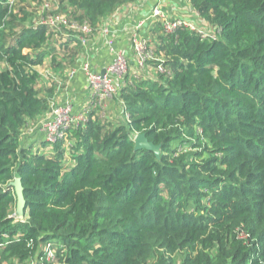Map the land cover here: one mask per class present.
Returning <instances> with one entry per match:
<instances>
[{"label": "trees", "instance_id": "obj_1", "mask_svg": "<svg viewBox=\"0 0 264 264\" xmlns=\"http://www.w3.org/2000/svg\"><path fill=\"white\" fill-rule=\"evenodd\" d=\"M138 1L0 0V264H264V0H185L192 15L172 19L194 30L155 17L149 74H127L52 152L22 144L67 78L38 67L79 63L69 24L91 38ZM140 132L158 157L134 150Z\"/></svg>", "mask_w": 264, "mask_h": 264}, {"label": "built area", "instance_id": "obj_2", "mask_svg": "<svg viewBox=\"0 0 264 264\" xmlns=\"http://www.w3.org/2000/svg\"><path fill=\"white\" fill-rule=\"evenodd\" d=\"M138 5H141L140 0L136 4L127 5L124 9L127 10V12H132L135 6ZM46 6H48L47 3L44 4V7ZM155 17H158L162 21L165 31L167 32L173 31V29L181 23H184L193 30L196 29L195 24L190 20L169 18L167 12L162 9L160 2L156 3L151 9V20L155 19ZM41 21L50 25H56L60 22L67 24V20L63 15L49 14L42 17ZM110 22L111 19L102 23L99 31H96L105 38L111 57L110 62L101 69L103 73L101 70L93 69L90 64L91 59L90 56H88V49L90 47H87L91 39L89 37L87 38V35L91 33L90 28L87 25L77 26L76 24H69L70 27L79 29L82 32L79 38L83 49L78 62L84 55H86L87 58L86 60H81L79 68H70L67 72V76L70 79L75 75L78 69L83 71L86 78L89 102L86 106H83L81 110L77 111H74L73 105L69 102L51 105L47 117L40 124V131L43 132L44 140L50 143L51 148L52 143L66 138V132L69 127L77 125L80 121L85 120L86 113L92 110L95 105H105L108 98L116 95L119 91V86L125 84V76L127 74L137 78L139 76L138 72L149 74L151 70V67L149 68L147 64V60L154 59V53L151 43H149L150 39L145 37L142 21H137L130 26L129 40L132 47L133 58H130L129 55L124 53L121 49L115 47L116 34L114 32H116V30L110 29ZM96 32H93L92 35ZM198 32L203 36L200 29ZM129 63H133L135 67H131ZM158 70L163 71L161 65H158ZM49 245L48 243L46 247L47 258L53 256L52 251L48 250Z\"/></svg>", "mask_w": 264, "mask_h": 264}, {"label": "crops", "instance_id": "obj_3", "mask_svg": "<svg viewBox=\"0 0 264 264\" xmlns=\"http://www.w3.org/2000/svg\"><path fill=\"white\" fill-rule=\"evenodd\" d=\"M162 6V9H164L167 12V16L169 18L179 17V16H191V8L188 6L187 2L185 0H142L141 1V8H139V12L135 14L128 15L127 10L124 8H120L119 11L112 14L109 18H107L103 23L111 19V22L109 23L111 30H116L114 32L115 35V47L117 49H121L124 53L129 55L130 58H133L132 54V47L130 45L129 40V31L130 26L136 23L137 21H142L145 28L148 27V25L151 23V9L155 3H159ZM171 12L176 14L172 17ZM90 47L88 49V56H90V64L91 67L95 70H101L104 65L110 62V54H109V48L105 41V38L99 33L96 32L91 36V39L87 45V47ZM87 56H82L81 60H86ZM81 60L79 61V64H77L76 68L80 66ZM46 67L53 72L58 77H63V74H67V71L64 73L63 71L55 70V68L52 65H46ZM40 71V69H39ZM48 71V70H47ZM46 71V72H47ZM67 79V78H66ZM59 87H57L58 89ZM60 92L58 91V95L61 97L59 98L63 104L65 102H69L73 105L74 111H77L79 109H82L83 105L86 103L88 98V92H87V84H86V78L83 72L80 70H77L75 75L65 81V84L62 85L60 88ZM54 100L52 101V103ZM57 102V101H56ZM54 105V104H52ZM51 108V106H50ZM49 108V110H50ZM48 110V112H49ZM48 112L41 116L38 119V122L30 127H27L26 130L23 132L22 136V144L25 147H32V149H42L41 151L45 152H52V148L50 145L42 147L41 143L44 141V135L43 132L40 131V124L41 122L47 117Z\"/></svg>", "mask_w": 264, "mask_h": 264}, {"label": "water", "instance_id": "obj_4", "mask_svg": "<svg viewBox=\"0 0 264 264\" xmlns=\"http://www.w3.org/2000/svg\"><path fill=\"white\" fill-rule=\"evenodd\" d=\"M101 72L103 73V70H101ZM133 142L134 150L146 149L152 151L156 157L159 156V145L149 141L143 132L137 133L133 138ZM9 185L13 187L16 197L14 215L23 220L25 200L22 193L23 187L21 179L19 177H15L9 182Z\"/></svg>", "mask_w": 264, "mask_h": 264}, {"label": "rangeland", "instance_id": "obj_5", "mask_svg": "<svg viewBox=\"0 0 264 264\" xmlns=\"http://www.w3.org/2000/svg\"><path fill=\"white\" fill-rule=\"evenodd\" d=\"M141 1L142 0H140V3H141ZM183 1V0H182ZM29 2H31V0H29ZM45 2H47L48 3V5H49V7L50 8H52L55 4H56V0H45ZM38 7H41V5L40 4H38V6H37V8ZM142 6L141 5H138V6H135V8L132 10V12H128L127 14L128 15H131V14H133V12H135V14H137L138 12H139V8H141ZM42 8V7H41ZM120 9H118L117 11H119ZM116 11V12H117ZM150 63L151 62H149V65H150ZM46 65H51V63H50V59L48 58V59H46L45 60V62H44V64L42 65V66H39L38 67V69H40V71H41V73L42 74H45L46 73V71L47 70H49L47 67H46ZM150 68V67H149ZM69 78H68V76H67V79H66V81L68 80ZM48 84V78L46 77V76H43V75H41V79L39 80V83H38V85H37V87L38 88H40V89H42V86H45V85H47ZM47 86H50V83L47 85ZM121 86V85H120ZM119 86V87H120ZM58 91H59V93H61L62 92V90H61V92H60V89H56L55 90V93H54V97H53V100H54V102L52 103V104H54V105H58V103H62V101H60L59 100V98L61 97L60 95H58ZM115 98H116V96H112L111 98H108L107 100H106V102H105V104H107V105H109V109L112 107V102L115 100ZM57 101V102H56ZM88 98H87V101H86V103L83 105V106H86L87 104H88ZM114 108L116 109L117 107H116V105H114ZM79 110H81V109H79ZM108 112H110V111H108ZM67 147H68V143H65V149H67ZM5 264V263H4Z\"/></svg>", "mask_w": 264, "mask_h": 264}]
</instances>
